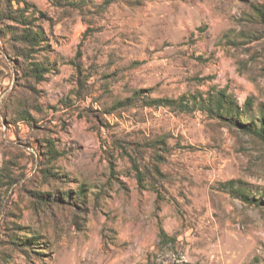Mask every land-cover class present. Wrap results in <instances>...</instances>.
Returning a JSON list of instances; mask_svg holds the SVG:
<instances>
[{
	"label": "rangeland",
	"instance_id": "1",
	"mask_svg": "<svg viewBox=\"0 0 264 264\" xmlns=\"http://www.w3.org/2000/svg\"><path fill=\"white\" fill-rule=\"evenodd\" d=\"M262 4L0 0V264H264V140L241 125L264 115ZM222 90L240 118L213 107Z\"/></svg>",
	"mask_w": 264,
	"mask_h": 264
},
{
	"label": "trees",
	"instance_id": "2",
	"mask_svg": "<svg viewBox=\"0 0 264 264\" xmlns=\"http://www.w3.org/2000/svg\"><path fill=\"white\" fill-rule=\"evenodd\" d=\"M256 13L260 17L262 22H264V4L259 5L256 8ZM13 20H15L17 23L22 24V25H26L29 23L26 19L23 18L22 13L18 17L17 16L13 17ZM16 28L18 27H13V29H16ZM13 35L16 37L17 42L21 44H26V46H28V48H25L23 52L20 53V55H22L24 59L31 58L34 52V48L40 43L39 33L32 31V29L29 27H22L20 33H15V30H14ZM13 60H14V63H13L14 68L16 70L17 69L19 70L20 66L18 65V63L15 64V61L17 60L16 56H15V59ZM21 69L23 73L26 74L27 78L34 79L36 83H40L41 81H43L45 74H47L50 71L49 67H46L37 61H30L26 63L24 62V64H22L21 66ZM141 93H142L141 90L137 91L135 94L136 97H139V94ZM145 102L148 106L164 105V106H168L171 108L182 109V110H189L191 108V105H190L191 102L189 99L186 98V96H181L179 98H170V97H152L150 95H147V97L145 98ZM195 103L196 102H194L192 106H195ZM211 105L212 104L210 103L209 106ZM213 107L215 108V110L225 112L224 114L226 115L224 114H221V115H223L224 117L226 116L225 118H227L228 120L234 119L235 117L240 118L241 115H243V111H244L243 108L236 105L234 101L230 99V97L226 93V90H222L219 92L217 99L214 101ZM14 116H16V118L18 119H23L24 121H27V122H30L31 120L35 119L31 111L26 107L18 109ZM258 120L260 122L259 127H257L254 124H243L242 123L241 125H243V129H245L246 131H253L254 133H256L258 136H260L264 140V115L259 117ZM251 127H254V128H251ZM43 147L46 151V155L49 158L56 159L58 157L59 153L56 150L55 143L52 140H45V144L43 145ZM154 148L160 149L162 147L160 145H154ZM159 156L161 157L162 160H164V157H162L163 155H160V153H158V157ZM48 171L50 172V169H48ZM82 193H83V189L81 188L79 194L76 195L77 197H73L72 194H70L69 192H65L61 194L48 193L47 195L40 194L39 197L40 196L42 198L43 197L44 198L55 197L56 199L65 200V197L68 196L69 202L78 201L79 203H81L82 201L80 200V196L82 195ZM163 234L164 235L166 234L164 229H163Z\"/></svg>",
	"mask_w": 264,
	"mask_h": 264
}]
</instances>
